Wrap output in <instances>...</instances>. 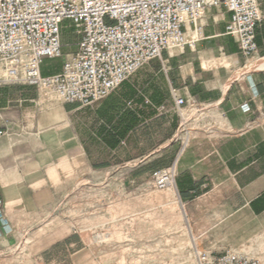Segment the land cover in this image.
Segmentation results:
<instances>
[{
    "label": "crops",
    "instance_id": "0c3cea01",
    "mask_svg": "<svg viewBox=\"0 0 264 264\" xmlns=\"http://www.w3.org/2000/svg\"><path fill=\"white\" fill-rule=\"evenodd\" d=\"M257 1L263 17L255 27L257 52L248 58L225 31L229 14L223 19L222 9L209 8L194 49L163 51L90 106L45 104L34 86H0L7 128L0 137V248L15 247L21 232L44 230L45 238L63 231V224L26 231L13 223L44 215L70 176L131 162L124 176L130 190L176 160L172 192L184 204L193 242L214 255L233 250L264 264V68L240 70L264 57V0ZM172 90L219 101L230 131L193 138L179 152L171 141L178 124ZM60 247L76 250L70 258L78 259L76 236H65Z\"/></svg>",
    "mask_w": 264,
    "mask_h": 264
},
{
    "label": "built area",
    "instance_id": "2783aa9c",
    "mask_svg": "<svg viewBox=\"0 0 264 264\" xmlns=\"http://www.w3.org/2000/svg\"><path fill=\"white\" fill-rule=\"evenodd\" d=\"M209 8L222 9L223 19L229 14L226 33L233 36L244 57L255 55V27L263 17L257 0H0V86H34L45 104L90 106L163 51L194 49L202 39ZM65 21L78 38L76 49L63 57L59 72L43 75V60L63 55ZM172 93L178 124L171 141L178 142L179 152L193 138L230 131L219 101L183 98L176 90ZM6 131L0 122V137ZM175 162L156 169L138 186L174 189ZM134 165L114 164L87 172L90 176L84 172L67 180L65 185L71 187L48 204L45 218L59 216L67 231L88 249L148 248L152 246L148 241H137L134 236L152 223L179 234L182 219L187 241L173 242L169 257L163 259L170 264H261L241 252L226 250L214 255L199 248L190 237L184 204L175 190L156 203L148 193L126 191L122 175ZM108 187L113 191H104ZM19 245L21 241L16 248Z\"/></svg>",
    "mask_w": 264,
    "mask_h": 264
},
{
    "label": "rangeland",
    "instance_id": "374dc122",
    "mask_svg": "<svg viewBox=\"0 0 264 264\" xmlns=\"http://www.w3.org/2000/svg\"><path fill=\"white\" fill-rule=\"evenodd\" d=\"M106 23H111L106 21ZM77 36L73 32V28L69 26V22H64V28L61 34V42L63 44L62 53L63 55L58 58H45L41 65L42 72H57L60 70L63 57L67 54H71L76 49V42ZM76 176H80V174L72 175L67 180H71ZM84 176H90L87 172L84 173ZM101 177L105 176L104 173L100 174ZM122 175V177H124ZM53 180H56L57 174H52ZM60 187V192L63 193L67 190L70 185H65L62 183L58 185ZM137 186L132 189H127L126 191H135L141 193H148L150 198L154 199L155 203L160 202L161 200L165 199L166 196H170L173 194L171 190H157L150 185H142L138 186V189L135 190ZM106 192L113 191L112 187L105 188ZM162 202V201H161ZM182 219L179 221V234H175L172 231L168 230L167 227L163 226L160 228L157 226L156 223H152L149 225L147 231L139 232L136 234V240L141 241H148L152 246L148 248L140 249L139 247L134 246H115L111 248H83L80 243L81 251L78 252L77 256L78 259H74L73 257L70 258V255H73V252L76 250H72L69 248L67 251L66 248L60 247V241L65 239V236L71 235L69 231H65L66 226L61 223V219L59 216L53 218H45V215H42L39 218H29V217H17L14 218V227L18 229H25L26 231L33 228L34 225H44L48 222L49 228L52 227H60V230H63L60 233L55 234H48L47 237H43L44 230L41 232L34 233L33 237L25 232L19 233V237L17 238L18 242L21 241V245L18 248L17 244L14 245H7V249L0 248V264H170L163 259L169 257L170 252L174 248L173 242L176 240H186L187 241V233L186 229L181 222ZM8 218V224H9ZM8 224L6 225L7 231L5 232L10 233ZM36 227V228H37ZM65 228V230H64ZM168 230V231H167ZM143 233V234H142ZM77 236V235H71ZM41 237V239H40ZM35 238H38V242L35 244ZM78 238V237H77ZM84 238V237H83ZM79 240V239H78ZM137 240V241H138ZM32 243L33 247H29V243ZM54 243V244H53ZM8 254H11L7 257ZM49 258V263L46 262L45 257ZM66 256H69L68 259ZM65 260V261H64ZM60 261H64L60 263ZM191 264H195V261H191Z\"/></svg>",
    "mask_w": 264,
    "mask_h": 264
},
{
    "label": "bare ground",
    "instance_id": "6f19581e",
    "mask_svg": "<svg viewBox=\"0 0 264 264\" xmlns=\"http://www.w3.org/2000/svg\"><path fill=\"white\" fill-rule=\"evenodd\" d=\"M261 68H264V57L249 61L247 65L241 68L240 70L247 72L250 70H256Z\"/></svg>",
    "mask_w": 264,
    "mask_h": 264
}]
</instances>
